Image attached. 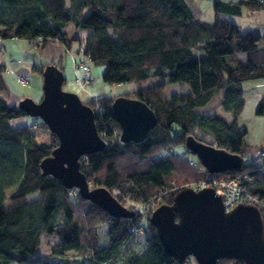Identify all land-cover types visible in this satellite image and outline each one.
Instances as JSON below:
<instances>
[{
  "label": "trees",
  "instance_id": "16d2710c",
  "mask_svg": "<svg viewBox=\"0 0 264 264\" xmlns=\"http://www.w3.org/2000/svg\"><path fill=\"white\" fill-rule=\"evenodd\" d=\"M213 7L214 19L205 21L187 0H0L3 39H24L35 46L57 41L67 48L79 42L75 66L85 57L88 66L104 65L103 79L109 84L167 77L173 84L189 86L170 98L165 85L159 84L83 101L94 109L106 145L82 159L81 171L91 188H107L136 212L133 217H116L83 198L77 188L43 174L41 164L59 139L50 130V141L39 142L34 128L48 126L20 107L21 97L13 104L4 99L9 88L0 64V264H63L48 259L70 253L83 264H188L193 258L179 262L171 256L150 216L144 217L133 205L161 191L160 204H170L185 185L210 175L186 147L189 135L241 154L243 160L249 152V130L239 121L245 105L243 84L264 79V36L244 31L223 15L264 9V1L214 0ZM82 31H87L83 45ZM50 65L63 74L60 61L41 62L34 71L44 74ZM118 96H134L156 114L157 125L143 141H120L112 108ZM219 103L231 113L230 120L215 111ZM256 115H264V100ZM27 116L35 119L30 125L11 126L12 120ZM175 147H184L187 158L163 156ZM251 160L215 177L238 179L264 203V170ZM32 194L39 198L30 200ZM43 238L55 239L45 252L39 251ZM214 264L244 262L223 257Z\"/></svg>",
  "mask_w": 264,
  "mask_h": 264
},
{
  "label": "water",
  "instance_id": "95a60500",
  "mask_svg": "<svg viewBox=\"0 0 264 264\" xmlns=\"http://www.w3.org/2000/svg\"><path fill=\"white\" fill-rule=\"evenodd\" d=\"M44 72V95L41 101L20 107L29 116L41 118L59 139L52 155L41 167L43 174H52L69 188H77L83 198L100 206L112 216L133 217L135 211L124 206L105 187L91 188L81 171L82 159L106 145L100 135L94 109L76 94L63 90L64 75ZM112 108L121 133L120 141L141 142L157 125V116L136 97L118 96ZM186 147L195 154L210 174L238 170L243 157L203 142L193 135L186 138ZM167 252L179 262L193 257L199 264H214L223 257L244 264H264V217L258 206L239 204L227 211L223 197L213 187L196 190L186 186L170 204H160L151 214Z\"/></svg>",
  "mask_w": 264,
  "mask_h": 264
},
{
  "label": "rangeland",
  "instance_id": "374dc122",
  "mask_svg": "<svg viewBox=\"0 0 264 264\" xmlns=\"http://www.w3.org/2000/svg\"><path fill=\"white\" fill-rule=\"evenodd\" d=\"M200 5H197L196 3L193 4L192 8L194 9V12L203 20L205 21H212L214 19V7L213 2L214 0H197ZM200 6V7H199ZM223 16H228L230 18H237L236 16H230L224 14ZM246 31V30H244ZM87 31H82V45L85 43V40L87 38L86 33ZM19 38H9V41L7 45H17V41ZM40 46V45H37ZM81 44L79 42H74L72 45L73 49H79ZM34 47H36L34 45ZM75 57V56H74ZM76 67V66H75ZM89 67L91 68V75L92 80L87 84L84 83V81L81 80L83 73V70L81 69L78 74H75L74 69L69 67L68 74V81L63 86L64 91H70L72 93H76L82 101H88L92 99V97L96 96L97 98H102L110 95H121L126 92H132L138 88H143L151 85H159L164 84L165 85V94L168 98H170L174 93L178 92H186L189 90V86L184 83H176L173 84L169 81V78H159V77H152L147 81L144 82H126L121 84H109L106 83L103 79V72L105 70L104 65H96V64H90ZM7 83L9 91L5 92L3 94L4 99L9 103L13 104L17 101V98L21 97L20 95L27 96L30 94L33 95L34 98H36L38 101H41L43 96L41 97L40 94L36 93L34 89L30 86V81L27 79L26 83H23L20 78L19 81L15 77H12L11 75H4ZM86 84L85 86L83 85ZM134 97V96H132ZM21 101H23V98H21L19 105L21 104ZM215 111L223 116L224 118L230 120L232 118V115L229 111L226 110L223 103H219L216 106ZM36 118V117H35ZM35 119L32 117H21L18 119H14L11 121L12 127H20L24 125H30L31 121H34ZM39 121V120H38ZM240 123L247 127L249 130V133L246 137V142L249 144V152L244 155V161L247 162L250 158L256 159V162L258 163L260 161L258 154L261 149L264 148V119L261 118V116L257 117H251V118H245L243 117L241 120H239ZM34 131L38 134L39 142L48 143L50 141V129L46 127L45 125H38V127L34 128ZM200 136V135H199ZM192 183L187 184L185 186H190ZM11 190L7 191V197L11 195ZM39 198L38 194H32L30 196V200H37ZM9 202V201H8ZM161 202V200H160ZM132 204V203H130ZM135 208L139 209L141 206L138 203H134L133 205ZM44 239V238H43ZM55 241L54 238L51 240L44 239L43 246H40L39 251L42 250V252L46 251L48 249V246L52 244ZM45 257V256H42ZM48 260H53L52 258ZM63 264H83V261L80 260V258L75 253H70L67 257L62 258ZM188 264H199L196 259L192 258L188 261Z\"/></svg>",
  "mask_w": 264,
  "mask_h": 264
},
{
  "label": "crops",
  "instance_id": "0c3cea01",
  "mask_svg": "<svg viewBox=\"0 0 264 264\" xmlns=\"http://www.w3.org/2000/svg\"><path fill=\"white\" fill-rule=\"evenodd\" d=\"M190 5L193 4L200 5L197 0H187ZM193 3V4H192ZM193 7V6H192ZM200 7V6H199ZM237 18H230L236 24H238L243 30L253 31L257 34L264 36V9L257 11H250L244 9L243 13ZM82 35V32H81ZM87 35V34H86ZM8 39H3L0 36V64L4 66V75L8 74L15 77L19 81V77H27L29 79L30 86L40 94L42 97L44 95V74L36 70L34 71V66L39 65L41 62H53L60 61L61 66H63V75L65 77V84L68 81V71L69 67L73 68L75 74H78L81 69H77L74 64V60H78L79 57L74 55L78 49H73L65 47L63 44L57 41H48L45 45H40L34 47L28 41L24 39H19L16 46L7 45ZM53 65L48 66L47 74L56 72L53 69ZM47 68V67H46ZM54 68H56L54 66ZM58 69V68H57ZM58 71H60L58 69ZM245 105L239 116V120L243 117L251 118L257 117L256 108L261 101L264 100V79L256 81H248L243 84ZM70 92V91H69ZM23 98V103H29L30 100L34 102H39L36 98L28 94L20 95ZM97 98L96 96L92 97ZM264 119V115L261 116ZM33 122V121H31ZM261 150H264L261 149Z\"/></svg>",
  "mask_w": 264,
  "mask_h": 264
},
{
  "label": "built area",
  "instance_id": "2783aa9c",
  "mask_svg": "<svg viewBox=\"0 0 264 264\" xmlns=\"http://www.w3.org/2000/svg\"><path fill=\"white\" fill-rule=\"evenodd\" d=\"M264 1V0H263ZM89 58L85 57V60L82 64L76 63V68H82L83 69V75L81 77V80L84 81V83L87 84L92 80L91 75V68L85 63L88 62ZM20 80L23 83L27 82V77H19ZM83 85L85 86L86 84ZM93 100H96V98H93ZM102 106L100 103H97V110L102 111ZM166 155H177L181 158H187L186 149L184 147H175L171 148L170 150L163 153V156ZM258 157L260 161L258 164L261 165L262 169L264 170V150H260ZM254 160V159H253ZM251 162H256V159ZM189 162L193 165L195 162L189 158ZM210 174V173H209ZM189 187H192L196 190H201L207 187H213L218 194H220L223 197L224 205L227 211H230L234 209L239 204L245 203V204H253L258 206V208L262 211L264 214V203L259 200L257 195H253L252 193L248 192L244 186H241L238 182V179H218L215 177V174H210L205 180H200L198 182L192 183ZM74 191V190H73ZM163 192L156 194L152 198H150L147 201L140 200L139 205L141 206L140 212L144 214V217L151 216L152 212L160 205V200ZM141 224L139 223V226ZM54 263L62 262L61 257H56L51 260Z\"/></svg>",
  "mask_w": 264,
  "mask_h": 264
}]
</instances>
